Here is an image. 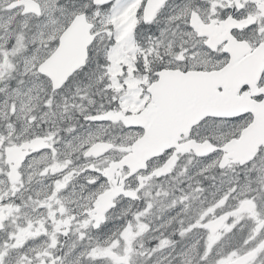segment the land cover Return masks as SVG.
Listing matches in <instances>:
<instances>
[{"label": "snow or ice", "instance_id": "snow-or-ice-1", "mask_svg": "<svg viewBox=\"0 0 264 264\" xmlns=\"http://www.w3.org/2000/svg\"><path fill=\"white\" fill-rule=\"evenodd\" d=\"M0 264H264V0H0Z\"/></svg>", "mask_w": 264, "mask_h": 264}]
</instances>
